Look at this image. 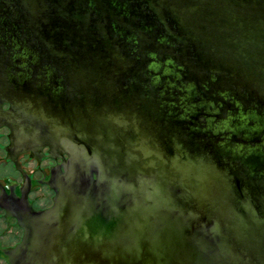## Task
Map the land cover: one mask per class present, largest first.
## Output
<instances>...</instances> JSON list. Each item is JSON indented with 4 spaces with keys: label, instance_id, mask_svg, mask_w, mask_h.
Masks as SVG:
<instances>
[{
    "label": "water",
    "instance_id": "obj_1",
    "mask_svg": "<svg viewBox=\"0 0 264 264\" xmlns=\"http://www.w3.org/2000/svg\"><path fill=\"white\" fill-rule=\"evenodd\" d=\"M0 264H264V0H0Z\"/></svg>",
    "mask_w": 264,
    "mask_h": 264
}]
</instances>
